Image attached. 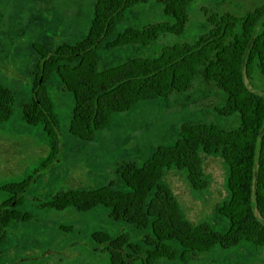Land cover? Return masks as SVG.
Listing matches in <instances>:
<instances>
[{"label":"trees","instance_id":"obj_1","mask_svg":"<svg viewBox=\"0 0 264 264\" xmlns=\"http://www.w3.org/2000/svg\"><path fill=\"white\" fill-rule=\"evenodd\" d=\"M148 1L95 0L87 36L54 47L42 58L23 119L28 125H44L50 139L47 163L61 154L59 121L49 88L54 76L74 101L69 133L82 141H94L110 127L115 115L129 112L139 103L188 92L198 76L225 94L226 104L217 113L225 118L238 116L239 127L226 130L212 123H183L174 144L158 146L143 162L120 164L117 175L122 188L111 181L98 189H70L44 207L86 213L102 206L115 223L133 226L139 233L136 238L124 231L92 235L96 244L105 247L111 264L187 263L217 247L229 250L242 242L264 247V0L261 7L244 16L206 12L209 31L194 43L170 45L156 57H138L100 69L101 50L149 47L161 35H181L196 2L156 0L172 23L117 34L126 14ZM257 74L262 91L251 83ZM14 106L13 91L0 85V124L12 119ZM207 158H217L226 167V196L218 208L230 222L226 233L215 231L206 221L191 222L165 182L167 174L176 171L186 176L193 190L206 191L210 187ZM29 184L25 181L3 188L13 198L0 204V247L9 222L27 217L14 209Z\"/></svg>","mask_w":264,"mask_h":264},{"label":"rangeland","instance_id":"obj_2","mask_svg":"<svg viewBox=\"0 0 264 264\" xmlns=\"http://www.w3.org/2000/svg\"><path fill=\"white\" fill-rule=\"evenodd\" d=\"M94 4L95 0H0V85L15 95L12 119L0 124V204L13 198L3 191L5 186L30 182L14 209L27 217L9 222L0 247V264H111L105 247L96 244L92 235L124 231L136 238L139 233L133 226L115 223L102 206L80 213L72 208L56 211L44 204L70 189H98L111 181L122 188L117 175L120 164L143 162L158 146L174 144L183 123H212L226 130L240 125L238 116L218 115L217 110L226 104L225 94L198 76L188 92L139 103L131 111L115 115L110 127L94 141H82L69 133L74 101L54 76L49 88L59 121L61 154L48 164L50 139L45 127L28 125L23 108L32 102L42 58L54 47L74 44L87 36ZM262 5L263 0H196L181 35H161L149 47L101 50L99 68L117 67L138 57H156L167 46L196 42L209 31L206 12L244 16ZM172 21L156 0H149L126 14L117 34ZM261 81L257 74L252 86L262 91ZM205 173L210 187L204 192L193 190L180 172H169L165 182L191 222L206 221L215 231L226 233L230 222L218 212L226 196V167L217 158H207ZM157 264H264V247L242 242L229 250L217 247L187 263L163 260Z\"/></svg>","mask_w":264,"mask_h":264}]
</instances>
